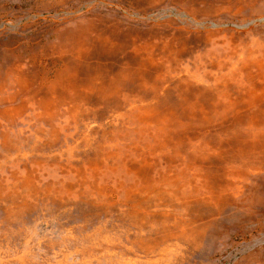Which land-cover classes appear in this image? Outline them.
Wrapping results in <instances>:
<instances>
[{"label": "rangeland", "instance_id": "374dc122", "mask_svg": "<svg viewBox=\"0 0 264 264\" xmlns=\"http://www.w3.org/2000/svg\"><path fill=\"white\" fill-rule=\"evenodd\" d=\"M0 264H264V0H0Z\"/></svg>", "mask_w": 264, "mask_h": 264}]
</instances>
